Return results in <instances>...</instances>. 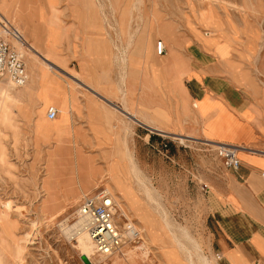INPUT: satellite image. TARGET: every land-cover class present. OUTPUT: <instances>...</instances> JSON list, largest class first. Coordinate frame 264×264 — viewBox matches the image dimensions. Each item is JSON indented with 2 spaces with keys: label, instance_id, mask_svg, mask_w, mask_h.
Returning <instances> with one entry per match:
<instances>
[{
  "label": "rangeland",
  "instance_id": "374dc122",
  "mask_svg": "<svg viewBox=\"0 0 264 264\" xmlns=\"http://www.w3.org/2000/svg\"><path fill=\"white\" fill-rule=\"evenodd\" d=\"M94 1L91 0L90 4V0H11V3L19 4L28 21L34 22L43 55L74 75L81 86L68 78L63 82L60 79L63 76L53 71L48 79L61 83L63 89L50 93L43 80L29 83L32 74L28 69V81L21 86L12 85L9 104L1 107L0 264H89L78 255L59 225L64 218L71 222L75 219L76 204L73 201L76 202L83 191L72 195L61 184L62 180L58 183L59 178H53L56 184H52L46 170L51 149L48 139L53 142L56 133L61 131L64 139L75 143L80 152L94 160L93 184H97L96 178L106 179L111 174L128 187L132 182L125 163L120 161L116 167H110L98 146L102 140L101 128L107 127L116 134L113 140L116 147H120L125 129L123 120L126 119L130 123L125 145L140 175L153 189L158 210L191 253L189 256L187 250L173 240L169 228L162 224L161 214L155 212L154 232L150 229L144 231L142 223L123 208L126 217L142 228V236L150 249L136 258L137 264H191L190 260L193 264H201L196 253L213 260L216 255L210 248V241L214 225L207 214V190L218 182L225 166L215 154L213 143L188 136L185 132L179 133L171 126H165L166 130L163 128L171 120L168 108L145 104L148 113L167 111L168 119L157 120L154 126L140 122L137 112L120 105L121 93L117 88L119 61L115 48L119 41L115 33V17L124 36L128 17L135 32L147 27L146 37L155 59H161L154 52L156 40L160 39L164 44L163 36L174 34L178 45L173 52V62L177 65L179 79L189 77L178 64L186 57L179 51L184 44V48L190 45L189 48L194 49L191 53L199 50L204 56L210 54L214 61L225 63L215 53L214 45L210 43L213 40L228 45L226 57L239 71L264 81V0ZM52 6L58 10L57 19L50 15ZM6 22L23 35V28L17 22ZM166 51L171 54L173 50L167 45ZM26 56L24 50L25 61ZM170 74L167 66L150 72L146 77L147 89L153 88L151 81L158 87L174 89ZM108 82L114 84L110 90ZM67 87L69 95H77L78 104L74 106L78 117L70 115L66 107L62 108V99L58 98L66 93ZM82 91L92 93L97 102L92 105L84 99ZM166 91L175 97L174 113H182L181 95L173 90ZM137 94L140 95L139 91ZM195 103L192 99L190 106ZM49 105L57 109L54 120L46 117ZM191 107L185 106V112ZM158 124L167 132L154 130ZM68 146L71 147V143ZM76 180L80 183L82 177L76 174ZM106 181L102 179L101 182L108 184L115 195L113 184L116 180ZM134 187L138 188L135 184ZM60 198L61 203L56 202ZM131 199L128 196V200ZM128 200L123 201L128 204ZM97 263L101 264L100 261L94 262Z\"/></svg>",
  "mask_w": 264,
  "mask_h": 264
},
{
  "label": "crops",
  "instance_id": "0c3cea01",
  "mask_svg": "<svg viewBox=\"0 0 264 264\" xmlns=\"http://www.w3.org/2000/svg\"><path fill=\"white\" fill-rule=\"evenodd\" d=\"M212 41L210 43L214 45L215 53L225 63L214 61L210 54L209 57L204 56L197 49V53H191L194 49L189 48V43L186 49L184 44L179 51L186 56L185 62L180 60L178 64L189 77L176 80L183 87L182 94L172 87H158L153 81V88L147 89L146 77L149 74L144 73L143 93L139 92L138 96L136 82L134 93L129 97L130 110L132 108L137 112L136 108L140 111L143 109L148 117L160 121L168 119L167 111L148 113L145 104L166 107L171 120L163 126L164 129L171 126L179 133L203 138L204 142L215 145L221 141L236 146L238 165L225 166L218 182L207 190V214L214 225L210 248L216 255L213 259L217 264H264V178L261 176L264 171V81L239 71L236 64L234 66L226 57L228 45ZM168 63L179 76L177 65L171 61ZM25 68L29 75L26 61ZM108 83L110 90L114 84ZM166 89L181 95L179 102L182 113H174L175 97ZM69 94L67 87L66 93L58 98L62 99V108L66 107L70 115L78 117V110ZM190 99L196 101L195 106H190ZM185 106L191 107L187 113ZM139 121L143 123L144 120L139 118ZM142 125L152 129L151 126ZM164 129L158 124L154 130L167 132ZM79 144L83 145L82 142ZM58 162L63 163L64 158L59 157ZM60 200L56 202L61 203Z\"/></svg>",
  "mask_w": 264,
  "mask_h": 264
},
{
  "label": "bare ground",
  "instance_id": "6f19581e",
  "mask_svg": "<svg viewBox=\"0 0 264 264\" xmlns=\"http://www.w3.org/2000/svg\"><path fill=\"white\" fill-rule=\"evenodd\" d=\"M94 2L95 1L93 0L92 3ZM113 9H115L114 6ZM50 15L54 19H57L59 16L58 10L55 9L54 6H52V8L50 9ZM129 19L130 17L125 20L128 21V25H126L128 27L127 31H125L126 34L124 36L120 30V25L117 21L118 19L115 17V33L119 41L118 45H116L115 43V48L118 52L117 59L119 61L117 88L121 93V96L119 98L120 105L126 110L130 108L129 97L130 94L132 95L134 93V87L136 82L138 85L136 86V88L139 92L143 93L144 85L142 82V77L144 73H148L150 75V72H157L167 66L169 69V73H171L170 75L174 84V89L178 90L179 92H181L183 89V87L181 88V83L176 82L178 75L176 74L175 70L172 71L170 69L168 63L170 61L173 62L174 60L173 52H176L177 50V37L174 34L164 35L163 39L165 40V52L159 55L161 56V59H155L154 54L152 52L151 44L146 37L147 27L143 26L138 32H135V28H131ZM6 21L12 23L17 22V25L23 28V35L18 29H16L14 26H12ZM54 25V29L56 30L57 27L55 22ZM35 32L36 27L34 22H30L26 19V16L23 14L19 4L11 3V0H0V33L4 35V37L11 43L12 46L22 52L24 65V50L26 51V67L31 72L30 74H32L30 75L31 80L29 83H33L34 80L36 81L38 79L43 80L46 85V88L50 90V93H54L57 89H63L61 83L56 84L53 82L52 79H48L49 74H51V72L53 71H56L63 76L60 78L63 82H65V78H68L79 86H81L78 82V79L74 75H71L69 71H66L65 69L59 67L52 60L43 55V51L39 44V38L37 37ZM167 45L173 50L171 54H168L166 51ZM24 84L25 83H23L22 85ZM12 85L13 84L6 77H0V110L1 107L6 106V104H9L12 92ZM82 95L84 99L90 101L92 105L97 102L92 93L89 94L86 93V91H82ZM70 99L72 100L73 104H78L77 95L75 93H72L70 95ZM86 106L87 105H85V107ZM137 113L140 118H142L146 123L154 126L157 125V119L148 117L146 115L147 113L145 114L143 109L142 111H140V109H137ZM56 115L53 118L48 119L54 120ZM123 122L125 125V129L121 138V148L116 147V142L113 140L115 139L116 134L110 132L107 127L101 128L102 140L98 143V146L100 148L99 152L101 153L102 158L107 159L106 162L111 164L110 167H116V165L120 161L125 163L126 170L131 175L132 184L127 187L124 185L121 179L111 174L110 176L105 177L107 181L104 178L102 179L105 180L106 183H109L108 181L112 180L113 178L116 180L113 184L114 189L116 191L115 195L109 185L106 184V186L111 191L113 199L116 205L118 206L120 212L121 210V213L125 212V210L123 209L125 208L127 211H129L131 217L136 218L139 222L142 223L144 231L148 229L152 231L153 226H155V212L157 213V215L161 213L158 210V204L152 195L153 189H150V187L147 185V182H145V179L140 175V171L138 170L137 166L133 161L131 152L129 148L125 145V134L128 132L130 121L126 119L123 120ZM62 133L63 132L61 131L56 133L55 140L53 142L48 139L51 144V149L48 152V157L46 159L47 174L52 184L55 183L52 181L53 178H59L60 181L58 183H61L62 180L61 184H63V187H66V189L72 195L78 193L79 190H82L83 192L89 191L92 187L96 186L102 181L101 178H96L97 184H93L92 180L94 177V160H92L88 155L82 153V151L80 152V149L75 143L69 142L68 140L64 139ZM69 143H71V147L68 146ZM61 156L64 158L63 163L58 162L59 157ZM76 174L82 177V181L80 183H78V181L76 180ZM134 184L137 185L138 188H135ZM128 196H131V201L128 200ZM123 200H128V204L125 203ZM73 202L76 203L75 201ZM123 214L126 216L125 213ZM160 217L163 226L169 228L173 240L177 242L180 247L185 248V250H187V252L189 253L190 248L186 247L182 242H180L179 235L170 229L167 218H165V216H163L162 214ZM74 218L75 219L72 222L69 221V219L64 218L62 222L59 223V225L62 227L64 234L69 239L71 245L75 248L78 255L83 256L86 262L88 261L89 264H94L95 261H100L101 264H121L122 262L123 264L124 262L125 264H137L136 258L150 250L147 242L142 236V228H138V239H130L128 241H125L119 247L118 251L112 252L107 257L97 254L94 252L92 243L89 237L87 236L85 229L81 225V219L76 214V209L74 211ZM184 236H186V238H189L188 235L185 233ZM194 245L196 246L195 243ZM188 255L191 256V253H189ZM196 256L201 262V264H217L216 259L209 260L208 257L203 254L200 255L196 253ZM190 263L193 264V260H190Z\"/></svg>",
  "mask_w": 264,
  "mask_h": 264
},
{
  "label": "built area",
  "instance_id": "2783aa9c",
  "mask_svg": "<svg viewBox=\"0 0 264 264\" xmlns=\"http://www.w3.org/2000/svg\"><path fill=\"white\" fill-rule=\"evenodd\" d=\"M165 46L157 39L155 53L163 54ZM0 76L6 77L13 85L20 86L27 80L28 74L24 65L23 54L0 33ZM56 108L48 106L45 114L53 118ZM214 145L215 154L224 166L238 165L236 146L218 141ZM264 178V171L261 172ZM76 214L89 237L95 253L108 256L128 240L138 239V227L131 222L116 205L111 191L103 182L91 191L83 193L78 199Z\"/></svg>",
  "mask_w": 264,
  "mask_h": 264
}]
</instances>
